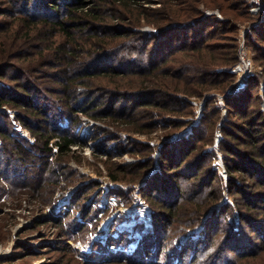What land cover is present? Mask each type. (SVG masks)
<instances>
[{
    "label": "rangeland",
    "instance_id": "1",
    "mask_svg": "<svg viewBox=\"0 0 264 264\" xmlns=\"http://www.w3.org/2000/svg\"><path fill=\"white\" fill-rule=\"evenodd\" d=\"M36 1H31L30 10L27 13L41 16L45 11L43 8L33 5ZM59 1V5L65 8L66 3L75 0ZM85 1L84 9H90L89 7L92 6L106 10L113 7L118 9L117 18L113 20L109 17L108 20L118 26L117 29L126 30L122 33V40L129 34L134 36L137 30L156 32L153 26L145 23L144 19H140V15L142 8L158 9L162 0H134L127 10L122 9V3L118 2L119 0ZM246 1L251 11L254 4H251L249 0ZM199 7L204 16L214 14L218 18L215 14L217 13L220 16L218 19L222 20V15L216 8L206 7L204 4H200ZM65 11L66 9H64V13ZM10 13L7 0H0V25L11 20ZM251 14L255 17L258 16L257 20L252 23H237L236 41L238 44L240 36L244 33L246 45L253 57L255 74H259L262 72V68L256 62L255 53L247 43V33L252 25L264 21V7L262 6L258 12H251ZM1 29L2 27L0 31ZM77 31L80 32V30ZM82 33L92 35L87 28H83ZM258 42L260 45V41ZM18 46L19 43L12 49L16 50ZM261 46L264 47L262 44ZM36 51V47L26 46L20 54L28 55L29 52L33 54ZM86 55L88 54L80 52L81 57ZM113 56L111 55L110 58ZM30 57L29 55L23 59H15L14 62L19 67H24V65L28 67V61L33 62V58ZM33 66L34 62L29 65L30 71H35ZM112 68L113 70H109V72L102 73L100 71L102 75H97L98 78H95L94 84L88 86L85 83H79L75 87L77 100H81L83 97L90 98L87 96L88 93L97 96L96 99L101 102L100 115L108 116L107 118L100 116L94 118L90 115L92 112L76 113L78 126L71 129V133L82 137L85 145H72L67 161L62 164L64 167H58L55 174L52 173L56 176L55 190L49 199L34 195L32 189L35 185L39 186L42 179L49 177L51 171L47 168L55 167L52 162L57 158L56 146L53 147L55 151L53 155L48 157L50 164L45 167L43 165L41 169L37 167V163L28 167L32 169L27 171L28 175H24L31 179L30 187H28L29 183H26L28 188L25 191L21 189L20 192H11L10 184L6 182L5 189L0 192V264H169L172 256H175L174 262L184 259L180 260L183 264H191L195 254L194 248L196 245L199 248L203 247L208 234H212L211 241H214L216 245L224 247L225 244L227 247L226 252L223 253L225 259L219 260L218 264H230L231 257H235L237 254L234 249L240 252L258 247L264 237V226L259 228L257 227L259 225H254L251 220L264 221V209L261 208L262 205L259 206L260 202H258L259 205L256 204L255 209L248 212L250 223H242L238 217L236 200H244L241 197L249 195L251 191L261 190L263 184L257 177L246 178L238 184L241 187V194L229 193V173L222 151V142L228 141V139L224 137L221 128L223 119L225 120L227 117V110L224 112L225 108L223 109L217 101V94H222L223 90L208 91L201 98L179 93L176 96L179 105H181L180 109H176V104L170 103L171 107L166 109H173L172 111L154 107L152 112L145 113L148 106L143 103L146 101L162 103V97L153 96V98L145 100L139 96V98L129 100L141 93L143 85L141 83L143 76L139 74L141 73L140 68L135 66L124 67L123 64H118L113 59L104 64L97 65L95 63L92 67L90 66L89 70L93 72L94 69L108 70ZM36 70H41V72L30 73L28 79L21 81L12 80V76H15L12 69L1 70L3 73L0 77V85L5 86L6 89L11 88L10 92L16 93H19L16 85L24 81L32 86H39V96L46 97V101H56L60 110L62 105L60 94L58 96L54 93L60 87L57 83L58 80L49 78L48 82H43V78H46L44 71L48 74L55 68L49 64L47 67H39ZM79 71L81 70L79 69ZM98 79L99 82H97ZM234 80L235 78L230 84L234 83ZM41 83H44V86ZM246 86L237 93L244 90ZM263 87L264 85L261 84L260 91L263 90ZM237 93H231L229 97ZM119 94L128 95L123 101L129 103L127 106L121 107L115 117L111 114L110 103ZM209 97H214L215 104L220 109L218 117L213 115V119L216 121H213L211 144L208 142L203 144L201 150L203 155L198 161L195 160L193 153H189L186 157L174 156L170 151L175 150L173 153H177L183 149L180 148L181 146H178L179 148L176 146L184 145L180 142L194 131L197 132L198 126L203 127L206 133L210 132L212 117L205 111ZM252 103L251 109L255 104L259 105L260 101L252 100ZM34 104H36L35 101ZM120 105H122V99ZM261 106L264 110L263 101ZM185 109L188 111L187 113H183ZM3 113L7 114L10 119L14 130L12 134L33 143L34 135L15 118L17 110H10L6 106L0 107L1 120ZM50 113L52 114V112ZM122 113L125 118L122 117ZM131 116L137 119L135 124H127L126 119H130ZM117 117L121 118L117 120ZM113 118L116 121H113ZM148 122H154V129L145 132V127L143 128L142 125ZM68 123H70L69 119L64 117L60 126L67 129ZM249 124L251 125V123ZM249 124H246L248 129L252 127ZM139 128L141 129L139 130ZM261 129L262 126L257 125V130ZM250 130L252 131V129ZM231 132L234 133V131ZM258 144L261 148V155L264 153L263 144L261 142ZM229 145L232 149L229 152L232 157L229 159L236 165H239L243 156L238 155V152L255 150V146L250 141L238 144L236 140L232 139L229 141ZM204 154L209 155L205 157ZM183 159H187V162L180 164L179 162ZM40 160L37 159L36 162ZM18 167L19 169L14 171L16 174L23 172L22 165ZM2 168L4 167L2 166ZM213 170L216 171L217 176L209 186L205 187V191L216 188L220 191L221 198L219 202L208 207L202 213L198 225L185 228L184 225H177L165 220L164 211L166 208L163 210V206L174 200L175 181L180 184L185 182L188 184L195 181V175L202 173L200 181L193 182L196 183L194 190L190 189V193H195L199 187H202L201 184L209 181V178L213 176ZM111 171L119 175L117 180L111 177ZM192 175L194 177H191ZM17 180L19 179H15L14 183ZM22 183L17 181L18 185ZM235 187L233 186V188ZM249 202L252 204L254 199ZM186 204L192 208V203ZM186 209L188 208L186 207ZM154 219L156 220L154 221ZM175 225L178 230L176 233L171 232V229L175 230ZM222 229L228 232L223 234ZM215 231L218 233L217 236L213 235L216 233ZM234 232H238L236 236L243 247L235 244V238L223 240ZM220 237L223 238V241L221 240L222 242L219 243L217 239ZM228 241L229 243H227ZM108 261L110 262L107 263Z\"/></svg>",
    "mask_w": 264,
    "mask_h": 264
},
{
    "label": "trees",
    "instance_id": "2",
    "mask_svg": "<svg viewBox=\"0 0 264 264\" xmlns=\"http://www.w3.org/2000/svg\"><path fill=\"white\" fill-rule=\"evenodd\" d=\"M31 1L7 0L11 10V20L0 25V28L2 27L0 31V77L3 73L1 70L8 68L15 72V76H12L13 81L26 80L30 73L41 72V70H36L39 67H47L51 64L55 70L48 74L44 71L46 78H41H43V82H48L49 78L58 80L57 83L60 87L54 93L58 96L60 94L59 98L62 105L59 110L56 101H46V97L39 96V86L29 85L28 82L26 84L25 81L16 85L19 93L10 92L11 88L6 89L5 86L0 85V107L6 106L10 110L16 109L15 118L20 121L23 127L28 128L35 137L33 143H29L22 137L13 135L14 130L8 115L4 113L1 115L0 192L5 189L7 183L10 184L11 192H20L21 189L25 191L30 187L32 181L24 175L32 169L28 167L37 163V167L41 169L43 165L45 167L50 164L48 157L53 155L55 152L53 147L56 146L57 158L52 162L55 167L47 168L51 171L49 177L42 179V183L39 186L35 185L32 189L34 195L45 199H49L55 190L56 176L52 173L55 174L58 167H64L62 164L67 161L68 155L71 153V146L85 145L82 137L71 133V129L78 126L76 113L81 111L92 112L90 115L94 118L99 116L107 118L108 116L100 115L101 102L96 99L97 96L88 93L89 99L83 97L81 100H77L76 85L79 83H85L88 86L94 84L95 78H98L97 75H102L100 71L103 73L113 70V68L108 70L94 69L92 72L89 70L90 66L92 67L95 63L97 65L104 64L115 59L118 64H123L124 67L135 66L140 68L141 73L139 74L143 76L141 93L135 95L133 99L129 98V100H134L139 96L145 100L151 99L153 96L162 97V103L159 101L143 103L148 106L144 111L145 113L152 112L154 107L164 111H172L173 109H166L171 107L170 103L176 104V109H180L181 105L178 103L176 94L201 98L208 91H224L227 88L235 78V75L229 70L238 61L237 23H252L258 18V16L255 17L251 14L250 6L246 0H162L158 9L142 8L140 15V19H144L145 23L153 26L156 32L137 30L134 36L129 34L122 40V33L126 30L117 29L118 26L108 20L109 17L113 20L117 18L118 9L115 7L108 10L97 8V6L84 9L86 1L75 0L66 3L67 6L64 8L59 5V0H37L33 5L43 8L45 11L40 16L27 13L30 10ZM118 2L122 3V9L127 10L134 0H119ZM200 4L216 8L221 13L222 20H219L214 14L204 16L199 7ZM18 6L21 9H18ZM64 9H66L65 13ZM83 28H87L92 35H84L82 33ZM83 40L86 41L83 42ZM258 41H260V45ZM16 42L19 43V46L14 50L12 48L17 46ZM247 43L255 53V60L261 66L262 72L250 77L244 90L226 98L227 117L225 120L223 119V126H221L224 137L228 139V141L222 142V151L229 173V193L241 194V187L238 184L246 178L257 177L263 184L261 190L251 191L249 195L241 197L244 200H236L238 217L242 223H250L251 219L248 217V212L254 210L255 205H259L258 202H260L259 206L262 205L261 208L264 209V199H262L264 198V153L260 155L261 148L258 144L261 142L264 148V110L261 106L262 101L264 102V87L260 91V85H264V47L261 46V44L264 45V21L250 27L247 33ZM26 46L31 48L34 46L37 51L33 54L29 52L28 55L20 54ZM80 52H85L88 55L81 57ZM29 55L30 58H33L35 71H30L29 65L33 63L31 60L28 61V67L27 65L19 67L14 62L15 59H23ZM111 55L114 56L110 58ZM41 84L44 86V83ZM123 94H119L111 100V114L115 117L116 112L129 103L123 101L128 96ZM82 96L84 95L82 94ZM106 99L108 98L106 97ZM121 99L122 105H120ZM252 100L260 101L259 105L253 106V109H251ZM209 105L210 107H207ZM205 111L212 117L210 132L206 133L203 127L198 126L197 132L194 131L190 135L191 137L189 136L180 142L184 145L176 146V148L181 146L180 148L183 149L177 153H173L175 150L170 151L171 154L176 157H186L189 153H193L195 160H200L203 155L201 152L203 144L207 142L211 144L212 141L213 121H216L213 119V115L217 117L220 115V109L216 106L214 97H209L207 100ZM187 112L185 109L183 113ZM64 117H67L70 122L67 129L60 126ZM110 117L112 116L110 115ZM122 117L125 118L123 113ZM120 118L117 117V120ZM229 118H231L230 121ZM126 120L127 124H135L137 121L134 116ZM113 121L116 120L113 118ZM246 124L252 126L250 127L252 131L246 127ZM257 125L262 126L260 131L257 130ZM142 126L145 127V132H150L154 129V122L144 123ZM232 139L236 140L238 144L250 141L255 146V150H244L242 153H237L243 155L241 162H239L240 166L229 159L232 157L229 154L232 150L229 141ZM190 140L191 142L186 144ZM187 158L190 159L191 157ZM37 159L41 160L36 162ZM186 162L187 159H183L179 163L184 164ZM19 165H22L23 172L16 174L14 171L19 169ZM201 176L202 173L195 175V181H200ZM216 176L217 173L213 170V176L209 178V181L201 184L202 187H199L195 193H190V189L193 191L196 187L194 185L196 183H193L195 181L189 182V186L187 182L180 184L175 181L174 200L163 206V210L166 208L164 211L165 220L177 225H184L185 228L194 227L202 213L208 207L219 202L221 198V193L216 188L205 191V187L209 186ZM111 177L117 180L119 175L111 171ZM15 179H19L17 181L20 183L25 181L18 185L17 181L14 183ZM26 183H29L28 187ZM233 186L236 187L233 188ZM251 199H254L252 204L249 202ZM188 202L193 204H191L192 208L187 206L186 203ZM164 214L162 213V216ZM251 221L254 222V225L258 224L257 227L259 228L264 226V221L253 219ZM154 224L156 225L155 222ZM177 225H175L174 231L171 229V232L176 233L178 231ZM222 231L223 234L228 232L223 229ZM213 235L217 236L218 233ZM236 235L238 232H234L224 239L220 237L217 240L220 243L222 239L235 238V244L243 247ZM211 236L212 234L207 235V241L203 247L199 248L196 245L191 264H218L219 260L225 259L223 253L226 252V245L224 244V247L216 245L214 241H211ZM234 250L237 254L235 257H231L230 264H264V237L262 243L255 249L240 252L237 249ZM174 258L175 256L170 258L169 264H183L180 260L184 259L174 262Z\"/></svg>",
    "mask_w": 264,
    "mask_h": 264
},
{
    "label": "built area",
    "instance_id": "3",
    "mask_svg": "<svg viewBox=\"0 0 264 264\" xmlns=\"http://www.w3.org/2000/svg\"><path fill=\"white\" fill-rule=\"evenodd\" d=\"M251 4H254V7H251V12H258L261 7H264L263 0H249ZM208 14V13H206ZM218 18L220 17L215 13ZM238 61L232 66L230 71L235 75L234 83L230 84L222 94H217V101L226 111L225 101L231 93H237L239 90L243 89L246 86L247 80L255 74V67L253 63V57L249 53V49L246 45V40L244 39V33L240 36L238 40ZM203 104V103H202ZM201 110V109H200ZM57 148L55 147V150ZM2 249V247H1Z\"/></svg>",
    "mask_w": 264,
    "mask_h": 264
},
{
    "label": "bare ground",
    "instance_id": "4",
    "mask_svg": "<svg viewBox=\"0 0 264 264\" xmlns=\"http://www.w3.org/2000/svg\"><path fill=\"white\" fill-rule=\"evenodd\" d=\"M154 244V243H153Z\"/></svg>",
    "mask_w": 264,
    "mask_h": 264
}]
</instances>
